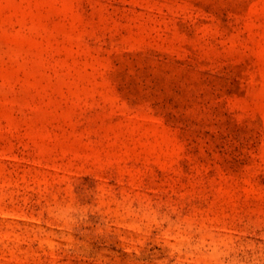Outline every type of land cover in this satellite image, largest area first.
I'll use <instances>...</instances> for the list:
<instances>
[{
    "label": "rangeland",
    "instance_id": "obj_1",
    "mask_svg": "<svg viewBox=\"0 0 264 264\" xmlns=\"http://www.w3.org/2000/svg\"><path fill=\"white\" fill-rule=\"evenodd\" d=\"M0 264H264V0H0Z\"/></svg>",
    "mask_w": 264,
    "mask_h": 264
}]
</instances>
